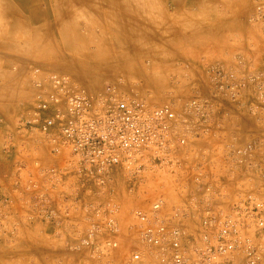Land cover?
Returning a JSON list of instances; mask_svg holds the SVG:
<instances>
[{
    "label": "built area",
    "instance_id": "built-area-1",
    "mask_svg": "<svg viewBox=\"0 0 264 264\" xmlns=\"http://www.w3.org/2000/svg\"><path fill=\"white\" fill-rule=\"evenodd\" d=\"M261 12L264 5H257ZM32 83L41 92L19 116L20 125L29 135L43 138L51 153L63 154L66 166L82 179L95 184L99 190L108 188L115 172L122 173L128 184L146 174L165 177L158 191H189L190 182L204 196L183 207L163 209L162 193L146 210L132 208L135 240L126 259L118 264H264V242L256 246L247 232H264V207L258 201L242 198L230 207H220L218 194L205 179V162L195 143L207 131L210 103L203 93H193L183 99L148 105L134 92H125L116 84L102 90L84 89L63 73L44 72L39 78L32 69ZM215 87L228 83V97L235 98L230 75L220 76L215 67L208 70ZM256 83L257 96L264 99V83ZM196 152L197 156H193ZM58 168L55 167V175ZM163 189V190H162ZM129 191L132 186H128ZM193 209L195 226H207L199 245L192 247L184 239L182 228L188 227L186 209ZM86 209L99 222L87 221L90 227L81 240L91 251V264H116L107 249L118 246L117 241L93 240L97 228L118 232L114 204L87 205ZM134 239V238H133ZM193 255V256H190Z\"/></svg>",
    "mask_w": 264,
    "mask_h": 264
},
{
    "label": "crops",
    "instance_id": "crops-1",
    "mask_svg": "<svg viewBox=\"0 0 264 264\" xmlns=\"http://www.w3.org/2000/svg\"><path fill=\"white\" fill-rule=\"evenodd\" d=\"M168 1L176 4L185 2ZM31 3V0H0L1 25L28 20L27 7ZM43 4L44 0H40L37 8L42 10ZM12 7L19 9V12H12ZM42 16L40 14L37 18ZM58 16L61 19L59 26L65 29L66 17ZM22 24L26 27L24 30L34 28L31 24ZM45 27L48 30L52 26ZM17 29L14 26L4 28L0 36L17 33ZM236 45L239 46L204 47L193 51L188 59L191 72L187 78L197 84L199 90L196 89V92L208 97L211 108L208 129L194 148L199 150L201 154L198 157L205 162L203 183H209L218 194H222L217 204L225 208L251 192L264 193V99L257 96L253 81L257 78V81L264 83V29H258L255 33L244 31L241 43ZM3 50L6 51L4 47L0 48V51ZM206 61L212 63L204 64ZM210 67L217 68L220 76L230 75L234 83L242 82L241 86L235 88L233 100L228 97L227 82L220 80L223 86L220 89L208 79ZM225 116L228 123H219V119ZM24 136L18 143L13 140L6 149H0V197L4 198V217L9 219L14 240L21 236L27 244L46 241L53 245L55 251L50 254L56 264H90L91 251L82 245L81 240L90 230L87 221L95 223L102 219L93 216L86 209L87 205L110 203L119 207L118 232L111 233L106 227L99 226L93 240L116 238L118 244L123 245L136 237L133 227L129 226L133 220L131 208L146 210L158 193L165 197L166 211L169 206L183 207L204 196L202 191H198L200 188L190 182L185 185L189 191L134 190L128 193L120 188H117L118 191H99L95 184L82 179L66 166L62 153H51L43 138ZM25 151L29 154L28 158L22 154ZM193 156H197V153L194 152ZM35 160L39 162V167L50 168L53 173L42 176L33 166ZM55 167L58 168L56 175ZM118 175L117 171L112 176L115 187L122 183ZM193 212L192 208H187L184 221L191 227L195 226L191 220Z\"/></svg>",
    "mask_w": 264,
    "mask_h": 264
},
{
    "label": "rangeland",
    "instance_id": "rangeland-1",
    "mask_svg": "<svg viewBox=\"0 0 264 264\" xmlns=\"http://www.w3.org/2000/svg\"><path fill=\"white\" fill-rule=\"evenodd\" d=\"M145 2L152 8L144 14L146 26L135 35L150 39L151 46L145 49L118 44L119 37L105 29L102 23L105 19L85 11L66 17L68 28H61V19L52 12L49 0H44L43 9L47 13L42 18L29 11L27 21L31 22L33 30H24L26 27L21 26L23 20H17L24 31L18 28L17 33L0 36V48L6 49L0 51V149H6L13 140L18 143L24 135L31 139L37 136L27 134L19 120L20 113L41 92L31 81L32 69L38 70L35 78L44 72L63 73L89 92L116 84L125 92H134L148 105L159 106L170 100L176 102V99L186 98L199 90L197 84L187 78L191 72L188 59L193 51L220 45L234 48L241 43L244 31L255 33L264 29V10H256L257 5H264V0ZM45 25L52 27L47 30ZM210 63L206 61L204 64ZM227 118L221 117L218 122L227 124ZM22 154L29 157L27 151ZM33 166L42 176L53 173L50 168L39 167L37 160ZM118 174L122 183L115 187L111 180L110 191L120 188L130 193L129 185L136 191H158L166 180L165 177L146 174L128 184L122 173ZM246 200L258 201L264 207V193L251 192ZM3 201L4 198L0 197V264H56L50 254L55 247L50 243L27 244L21 236L13 239L9 219L4 217ZM219 206L223 207L222 204ZM181 230L187 244L194 247L200 244L209 228L197 225ZM250 231L253 237L256 236V246L264 242V232ZM135 238L119 244L118 261L128 257Z\"/></svg>",
    "mask_w": 264,
    "mask_h": 264
},
{
    "label": "bare ground",
    "instance_id": "bare-ground-1",
    "mask_svg": "<svg viewBox=\"0 0 264 264\" xmlns=\"http://www.w3.org/2000/svg\"><path fill=\"white\" fill-rule=\"evenodd\" d=\"M31 1L33 3L28 5V11H31L36 16H40V14L45 15V13H47V11L44 9L40 10L37 8V4L40 3V0ZM69 1L70 0H49L52 12L67 18H71L74 16V14L81 11H85L87 14L91 13L100 19H105V22L102 21L105 29L109 30V32H113L119 37L118 44L124 45L126 47L129 46L131 49H145L151 46L150 39L135 36L136 32L142 29L143 26H146L143 17L144 14L149 13V10L152 8V6L145 4V0H72V2L68 3ZM18 10L19 9H15L13 7L11 9V11L14 13L19 12ZM22 23H24V25L31 24V22L27 20L22 21ZM5 26H2L0 23V32L4 28L8 29L13 26L14 28H21L18 21L11 22L10 24L7 23ZM207 102L210 103L208 97ZM164 208L165 206H163V209ZM114 217L118 225L120 216L116 213ZM131 217L133 220L130 222V224L136 221L133 217L132 211ZM247 234L249 237L253 235L250 230L247 232ZM113 240L118 241L116 238ZM254 241H256V238L252 240V242ZM117 243L118 242H116V244ZM118 247L119 244L118 246H115V248L106 250L109 255H112L113 263L116 264H118L119 259V254L117 252ZM122 259H126V256H124ZM89 261L91 264L92 260Z\"/></svg>",
    "mask_w": 264,
    "mask_h": 264
}]
</instances>
